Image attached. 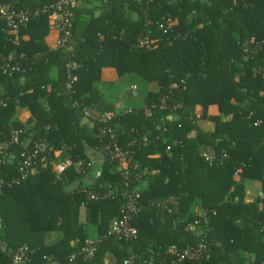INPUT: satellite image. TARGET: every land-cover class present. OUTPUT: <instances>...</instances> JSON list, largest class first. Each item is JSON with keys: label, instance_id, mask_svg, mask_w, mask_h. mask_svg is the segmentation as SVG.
Instances as JSON below:
<instances>
[{"label": "trees", "instance_id": "trees-1", "mask_svg": "<svg viewBox=\"0 0 264 264\" xmlns=\"http://www.w3.org/2000/svg\"><path fill=\"white\" fill-rule=\"evenodd\" d=\"M70 12L61 48L45 15L0 33V181L10 183L0 190V264L20 248L25 264H122L130 250L175 264L170 247L200 242L198 260L177 264H264V0H74ZM113 140L126 170L109 155ZM35 143L46 152L16 181ZM86 147L103 162L84 182ZM250 184L261 196L246 201ZM131 190L137 238L127 242L108 232ZM81 207L97 232L89 259Z\"/></svg>", "mask_w": 264, "mask_h": 264}, {"label": "built area", "instance_id": "built-area-1", "mask_svg": "<svg viewBox=\"0 0 264 264\" xmlns=\"http://www.w3.org/2000/svg\"><path fill=\"white\" fill-rule=\"evenodd\" d=\"M150 1V0H146ZM74 5V0H58L55 4L33 11L25 12L16 10L15 5L9 4L0 8V33L6 32L8 29L12 30L14 33L18 30L19 27L25 26L31 19H34L38 16L45 15L48 19V25L54 31L61 35V37L55 43L54 48L63 47L64 42L69 37V30L71 26V12L70 8ZM146 44V41L142 43ZM8 66H0L2 73H6ZM73 81L74 78H71ZM68 89L71 88L70 84L67 86ZM135 87H131L132 97H136ZM88 115V113H85ZM18 132H14L10 139L11 143L17 142ZM8 143H0V164L4 161V158L8 155ZM46 152V145L43 143H35L31 152H28L22 156L23 162L19 168V178L16 181L26 180L27 177L33 174L34 169L33 160L42 153ZM109 155L112 159L117 160L121 169L126 170L127 161L125 159V154L120 150L115 140L111 143V151ZM70 163L66 162L65 164H59V172L61 173L66 166ZM54 170V169H53ZM10 183L0 181V190L3 188H8ZM125 202L122 205L120 218L114 220L110 226L108 235L114 236L117 238H122L127 242H132L137 238V232L133 227V222L138 214L139 206V193L136 190L126 191L125 192ZM96 195L90 193L88 194V200L95 199ZM81 206H84L83 204ZM202 216V215H200ZM206 223V220H204ZM200 225L199 221H195L190 225L187 230L189 232L197 231L198 226ZM195 235L198 237H203L201 231H198ZM206 245L200 242L196 247H186L183 250H177L174 247H170L167 250V253L174 255L175 264L180 263L184 260H198L203 254ZM95 251L94 243L91 241H86L84 248L82 249L83 257L89 259L93 256ZM28 251L26 248L17 249L11 255V264H25L27 262ZM122 264H154L153 258H148L143 260L141 256L129 251L128 257L122 262Z\"/></svg>", "mask_w": 264, "mask_h": 264}, {"label": "crops", "instance_id": "crops-1", "mask_svg": "<svg viewBox=\"0 0 264 264\" xmlns=\"http://www.w3.org/2000/svg\"><path fill=\"white\" fill-rule=\"evenodd\" d=\"M14 118L22 123H25L26 121H28V119L30 118V115L28 112L24 111V110H20L17 109L15 112V116ZM201 125V124H200ZM202 126L206 127L207 129H212V125L211 124H207V123H203L202 122ZM86 155L88 156L89 160H90V165L92 166V171L89 173L88 176L83 177L82 181L87 182L88 177H90V175L93 174L94 171H97L100 166L102 165L103 162V157L102 155H100V153L86 147ZM144 188V184H140L138 189L142 190ZM259 195V186L257 184H250L247 188L246 191V195H245V200L246 201H250L252 200L254 197ZM200 213V212H199ZM79 221L80 223L83 225L86 234H87V241H93V239L96 238L97 236V232H96V227L94 225L91 224L90 222V213L89 210L85 207H81L79 210ZM54 235V234H52ZM51 235L48 234L47 236V242L49 243Z\"/></svg>", "mask_w": 264, "mask_h": 264}, {"label": "rangeland", "instance_id": "rangeland-1", "mask_svg": "<svg viewBox=\"0 0 264 264\" xmlns=\"http://www.w3.org/2000/svg\"><path fill=\"white\" fill-rule=\"evenodd\" d=\"M52 31H54L52 28H50ZM54 32H56V31H54ZM57 33V32H56ZM136 92V91H135ZM132 96V95H131ZM136 97H137V94H136ZM136 97H133V98H136ZM118 108L119 109H123L124 107H123V105L122 104H119L118 105ZM52 168L54 169V171L55 172H59V168H58V165L57 164H53V166H52ZM258 196H261V193H259V195Z\"/></svg>", "mask_w": 264, "mask_h": 264}]
</instances>
